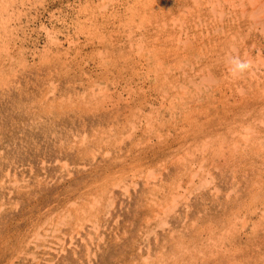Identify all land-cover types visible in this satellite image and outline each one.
Listing matches in <instances>:
<instances>
[{
	"label": "rangeland",
	"instance_id": "rangeland-1",
	"mask_svg": "<svg viewBox=\"0 0 264 264\" xmlns=\"http://www.w3.org/2000/svg\"><path fill=\"white\" fill-rule=\"evenodd\" d=\"M184 1L0 0V264H264V33L229 2ZM154 26L165 30L161 41H155ZM178 39L193 42V48L179 46L170 55ZM231 41L233 54L244 60L246 52L253 60L232 78L223 58ZM157 50L171 61L186 53L181 60L190 73L195 70L188 63L195 64L197 54L205 65L217 62L216 71L229 76L223 96L216 97L221 121L229 125L217 124V116L206 124L199 114L188 124L181 101L175 111L168 109L178 89L166 97L157 92ZM160 65L181 73L177 61ZM239 84L246 89L242 96ZM242 98L246 110L233 124L234 104ZM229 128H235L233 145H247L241 141L248 138L262 147L248 144L245 155L234 152L229 169L215 157L220 165L209 166L211 176L195 168L206 151L200 149L203 141L209 139L212 149L221 135L225 148L232 142ZM178 167L192 178L178 192L186 191L193 205L185 217L179 198L166 217L160 208L172 205L169 189ZM207 177H215L217 195L210 194ZM103 183L109 197L91 207ZM232 188L244 193L230 202L225 194ZM90 210L96 218L88 217ZM163 217L167 223L161 226Z\"/></svg>",
	"mask_w": 264,
	"mask_h": 264
},
{
	"label": "bare ground",
	"instance_id": "bare-ground-1",
	"mask_svg": "<svg viewBox=\"0 0 264 264\" xmlns=\"http://www.w3.org/2000/svg\"><path fill=\"white\" fill-rule=\"evenodd\" d=\"M216 1V0H215ZM224 1H226V2H229L228 3V6H230V7H232V10H234V11H238L239 10V12H240V14L242 13L243 14V16L246 14V15H248V17H249V19H250V21H249V23H250V26H252V25H254V26H256L255 24H257L258 26H260V28H258V29H260L259 30V32L260 33H264V0H247V1H245V0H224ZM183 2H186V1H184L183 0ZM223 2V1H222ZM1 3H3V2H1ZM114 3V2H113ZM195 5H198L199 4V2H197L196 0H195ZM198 3V4H197ZM184 4V3H183ZM215 2H214V6H215ZM150 5V4H149ZM212 5H213V2H212ZM211 5V6H212ZM218 5V4H217ZM2 6V4H0V7ZM203 6V5H202ZM219 6V5H218ZM236 7H238V8H236ZM197 9V8H196ZM201 9V8H200ZM165 11V10H164ZM231 11V10H230ZM166 12V11H165ZM211 12H212V9H211ZM220 13H221V11H219ZM198 14V13H197ZM213 14V13H212ZM241 14V15H242ZM160 15V14H159ZM157 16V17H155V18H159L160 16ZM161 15H162V18H164V16H166V14H162L161 13ZM194 15V14H193ZM233 15V14H232ZM240 15V16H241ZM102 16V15H101ZM169 17V16H168ZM171 17V16H170ZM169 17V18H170ZM214 18V17H213ZM174 19V18H173ZM197 19H198V17H197ZM219 19V18H218ZM156 20V19H155ZM158 20L159 19H157V23H158ZM194 20V19H193ZM149 21V20H148ZM176 21H178V19L176 20ZM151 22V21H150ZM171 23V22H170ZM173 23H175L174 22V20H173ZM173 23H172V25H173ZM177 23V22H176ZM137 24H138V22H137ZM151 24L153 25V22H151ZM197 24L199 25L200 24V22L199 21H197ZM165 25V24H164ZM186 25V24H185ZM157 26V25H156ZM156 26H154V34L153 35H155V41L157 40L158 41V39H159V37H160V35H163L164 34V32H165V30H163L162 32H163V34H162V32H160V30L157 32V31H155V27ZM160 26V25H159ZM188 26V25H187ZM195 26V25H194ZM200 26V25H199ZM145 28H146V24H145V26H144ZM165 27V26H164ZM179 27H180V25H179ZM182 27V26H181ZM183 27H184V25H183ZM153 28V27H152ZM174 28H175V26H174ZM185 28V27H184ZM183 28V29H184ZM196 28H199V27H196ZM201 28V27H200ZM149 29V28H148ZM160 29V28H159ZM165 29H166V27H165ZM186 29V28H185ZM216 29V28H215ZM255 29V28H254ZM156 30H158V28L156 29ZM170 30V29H169ZM174 30V29H173ZM180 31V30H179ZM258 31V30H257ZM47 32V31H46ZM152 32V31H151ZM156 32V33H155ZM167 32V31H166ZM170 31H168V33H169ZM172 32V31H171ZM170 32V33H171ZM175 32H178L177 30L175 31ZM187 32V31H186ZM185 32V33H186ZM216 32V31H215ZM173 33V32H172ZM207 33V32H206ZM176 34V33H175ZM174 34V35H175ZM180 34V33H179ZM182 35H183V33H181ZM152 35V36H153ZM166 35V34H165ZM164 35V36H165ZM185 35V34H184ZM167 36V35H166ZM165 36V37H166ZM173 36V35H172ZM171 36V37H172ZM178 36V35H177ZM193 36H194V34H193ZM164 37V38H165ZM174 37V36H173ZM180 37H181V35H180ZM185 37V36H184ZM188 37V36H187ZM168 38H169V36H168ZM189 38V37H188ZM206 38V37H205ZM204 38V39H205ZM166 39V38H165ZM164 39V41H166ZM170 39V38H169ZM175 39V38H174ZM173 39V40H174ZM187 39V38H186ZM203 39V38H202ZM207 39H209V38H207ZM160 41H161V39H159ZM168 40V39H167ZM171 40V39H170ZM169 40V41H170ZM193 40V39H192ZM159 41V42H160ZM174 42V41H173ZM180 42V44L181 45H178V43ZM200 42V41H199ZM198 42V43H199ZM225 42V41H224ZM163 43V42H162ZM161 43V44H162ZM172 43V42H171ZM193 42H188V41H186V40H180V39H178L177 40V42H176V45L174 44V49H173V51L171 52V54L170 55H173L174 54V52H176L177 51V49L179 48V46H181L182 47V50L181 51H184V50H186V49H188V48H190V47H192L193 48V46L191 45ZM204 43V42H203ZM208 43V42H207ZM210 43V42H209ZM214 42H212V44H213ZM226 43H229V41H226ZM133 44V43H132ZM160 44V43H159ZM167 44V43H166ZM212 44H211V46H212ZM215 44V43H214ZM219 44H221L220 42H219ZM173 45V44H172ZM202 45V44H201ZM167 46V45H166ZM175 46H176V48H175ZM215 46H216V44H215ZM225 46V45H224ZM155 47H156V49H157V47L159 48L160 46H157V45H155ZM171 47V46H170ZM208 47V46H207ZM222 47V46H221ZM227 47V46H226ZM229 51L227 50L226 51V54L224 55V62H225V64L227 65L228 64V66L230 65V66H232V64H231V59H232V57H235L236 56V54H233L234 52H235V48H234V45H233V43H232V41H231V43H230V45H229ZM141 47H139V49H140ZM201 49H202V47H200ZM204 48H205V46H204ZM163 49V48H162ZM166 49V48H165ZM201 49H199V51L201 50ZM224 49V48H223ZM161 50V49H160ZM168 50V49H167ZM214 50V49H213ZM150 51V50H149ZM163 51V50H162ZM202 51V50H201ZM140 52V51H139ZM180 52V51H179ZM237 52V51H236ZM157 57L155 58V59H157V60H155V62H154V64L156 65V67L157 68H155V71L154 72H157L155 75H153V77L156 79V78H160L159 80H160V86L159 87H157L158 85V83H157V81H159V80H156V81H154V83L156 84L155 86L158 88V91L157 92H159L162 96H170V90H172V89H175V93H173L174 94V97L175 98H177V100H173V101H171L170 102V99H169V97H168V101L170 102L169 103V108L168 109H171V110H173V111H175V108H176V104H177V101H181L180 103H179V105H180V107H181V109L183 110V116H184V119H187L186 121H187V123L188 124H190L191 123V120H194V118L196 117V115L197 114H199L201 117H203V118H207V119H205L204 120V123H206V124H209L210 125V123L212 122V121H214V119L213 118H215L216 116H217V118H215L216 119V123L217 124H219V125H222V124H225L224 122L225 121H221V117L219 116L220 115V112H219V106L221 105L220 104V101H219V99L218 98H216V97H218L217 96V93H219L220 94V96H223V93L225 92V91H223V85H222V82H224V79L226 78V76H227V79L226 80H229V76H228V74L227 73H225L224 71H221V72H218V71H216V70H218V69H216L214 66L216 65V63H214L215 65L213 66V63H211V62H208V64H209V66L208 65H205L204 64V62H205V60L204 59H202L203 58V55L202 54H197V61H196V63L194 64V63H188V67H189V69L191 70V71H193V70H195V72L194 73H190V72H187L186 71V69H185V66L187 65L185 62H183L181 59L182 58H184V60H186V58L188 57L187 55H186V53H183V54H181L180 56H173L172 57V61H171V59H168V60H166L164 57H166L165 55H161V53H159V50H157ZM210 53H211V51H210ZM209 53V54H210ZM233 54V55H232ZM152 55V54H151ZM207 55V54H206ZM212 56V55H211ZM244 56H245V58L247 59V60H251L252 62H253V60H252V58H250L249 57V55L245 52V54H244ZM138 58V57H137ZM210 58V57H209ZM153 59V58H152ZM195 59V58H194ZM213 59V58H212ZM221 60V59H220ZM243 60V59H242ZM258 60H261V58H259L258 57ZM174 61H177L178 62V66H177V68H179V69H177V70H180V75L178 74L177 75V73H176V67L174 66V68H173V66L172 67H170V66H168V67H164V68H161L160 66V64L161 63H164L165 65H166V63H173ZM189 61H192V60H189ZM204 61V62H203ZM210 61H212V60H210ZM261 62V61H260ZM261 63H263V62H261ZM196 64H197V67L195 68V66H196ZM176 65V64H175ZM219 65V64H218ZM255 65V64H254ZM263 65H264V63H263ZM224 66V65H223ZM222 65H221V67H223ZM217 67V66H216ZM221 67H220V69H221ZM219 68V67H218ZM53 70H55V69H53ZM229 70L230 69H228V72H229ZM115 73V72H114ZM148 73V72H147ZM232 74V76H230L231 78L234 76V75H236V74H234V73H232L231 71L229 72V74ZM50 74V73H49ZM254 74V73H253ZM181 75L183 76V77H181ZM87 76V75H86ZM144 77V76H143ZM152 77V78H153ZM257 77V76H256ZM154 79V80H155ZM143 81V80H142ZM182 81H184L183 83H181ZM93 83H95V82H93ZM225 83V82H224ZM113 84V83H112ZM151 84V83H150ZM153 84V83H152ZM114 85V84H113ZM130 85V84H129ZM139 86V85H138ZM154 86V87H155ZM226 86V85H225ZM228 86H230V84H228ZM130 87H132V86H130ZM153 87V88H154ZM156 87H155V89H156ZM237 91H238V96H242L244 93H245V91L244 90H246V89H244L243 88V86H242V84H239V85H237ZM154 89V90H155ZM120 90V89H119ZM235 90V89H234ZM66 91V90H65ZM102 91V90H101ZM101 91H99V92H101ZM113 91V90H112ZM130 91H132V90H130ZM156 91V90H155ZM237 91H236V93H237ZM158 93V94H159ZM177 93H178V97L176 96L177 95ZM111 94V93H110ZM129 94V93H128ZM172 94V95H173ZM57 96V95H56ZM131 97V96H130ZM165 97H163V98H165ZM161 98V97H160ZM163 100V99H162ZM167 100V99H166ZM241 101V102H240ZM240 101H237L234 105H235V107H233V113H232V115L230 116V118H237V116L239 115V117L241 116V114H242V112H243V108H245V110H246V106H247V100H244L243 98L242 99H240ZM128 102V101H127ZM158 102V101H157ZM164 102V101H163ZM167 102V101H166ZM161 104H162V102H160ZM241 103V104H240ZM166 104V103H165ZM214 104V105H213ZM253 105V104H252ZM229 106V105H228ZM231 106H233V105H231ZM242 106V109L241 110H239L240 109V107ZM214 109V113H212V115H210L209 116V110L210 109ZM213 109H212V111H213ZM159 113V112H158ZM199 116V117H200ZM215 116V117H214ZM210 117V118H209ZM173 118V117H172ZM175 118V117H174ZM188 119H190V120H188ZM213 119V120H212ZM225 119V118H224ZM235 119L234 120H232V122H233V124L234 123H236V121H235ZM229 120V119H228ZM235 121V122H234ZM240 121V120H239ZM244 121H246V120H244ZM261 121V120H260ZM241 122V124H242V121H240ZM245 123V122H244ZM243 123V124H244ZM262 123V122H261ZM186 124V123H185ZM202 124V123H201ZM148 125V124H147ZM194 125H195V122H194ZM227 125H229V124H225L224 126H227ZM236 125V124H235ZM245 125H247V124H245ZM192 127H194V126H192ZM205 127V126H204ZM241 127V126H240ZM245 127V126H244ZM200 128H201V126H200ZM246 128V127H245ZM186 129V128H185ZM235 129V128H234ZM234 129L233 128H229L228 130H227V132H228V134L230 135V133L232 134V133H234L233 131H234ZM202 130H203V128H202ZM250 131V130H249ZM243 132V131H242ZM242 132H240L241 134H242ZM236 133H237V131H236ZM245 133V132H244ZM244 133H243V136H244ZM249 133V132H248ZM247 133V135H246V133H245V135L246 136H248L249 134ZM251 133V132H250ZM205 134V133H204ZM257 134V133H256ZM228 135V136H229ZM218 137L215 139H213L214 141L215 140H217V142H215V144H217V145H212L211 147H213L212 149H207V147H208V144L209 145H211L212 143L211 142H209L208 140L209 139H207V140H204L203 142H206V143H204V144H202V148H200V149H204V148H206V151H203V152H205V154L203 155V153H202V162L200 161L199 163H198V166H196L195 168H197L198 170H201V171H203V173H205V174H208V175H210V167L209 166H211V167H213V166H215L216 164H215V160H214V158L215 157H218L219 159L218 160H220V163H221V165L222 164H226V166H227V169H229L228 168V162L230 161V159L232 160V155H233V153L234 152H236V151H238L239 153V155L242 153L243 155H245L246 153H247V150H246V146L248 145V144H251V145H253L251 148H256V149H259V148H261L262 147V143L260 142V143H258V144H253L252 142H248V138H246V139H244L245 140V142H242L241 141V143H243V144H245V143H248L247 145L245 144V145H243V146H241V145H239L240 143H238V145L237 144H235V145H233V136H231L230 135V140H232V142H229L228 143V145L224 148L223 147V145H225V144H223L224 142V136L222 137L221 135L219 136V135H217ZM245 136V137H246ZM205 137V136H204ZM227 137V136H226ZM257 137V136H256ZM177 138V137H176ZM193 138V137H192ZM198 138V137H197ZM252 138V135L249 137V140ZM149 140V139H148ZM235 140V139H234ZM258 140V139H257ZM208 142V143H207ZM235 143V142H234ZM150 144V143H149ZM181 145V144H180ZM159 146V145H158ZM163 146V145H162ZM181 146H183V145H181ZM107 147V146H106ZM171 147V146H170ZM169 147V148H170ZM108 148V147H107ZM181 148V147H180ZM205 150V149H204ZM191 151V150H190ZM127 152V151H126ZM193 152V151H192ZM213 153L212 154V157H210V158H208L207 159V161L206 162H209V163H207V164H205V162H203L204 160H205V156L207 155V154H210V153ZM131 153V152H130ZM153 155H155V154H153ZM157 155V154H156ZM199 155V154H198ZM166 156H167V154H166ZM181 156V155H180ZM162 157H164V156H162ZM241 157V159H244V157L243 156H240ZM149 158H150V156H149ZM153 158V157H152ZM156 158V157H155ZM166 158V157H165ZM195 158V157H194ZM193 158V159H194ZM189 159V158H188ZM151 160V159H150ZM195 160V159H194ZM217 162V161H216ZM245 161H243L242 163H244ZM146 164V163H145ZM191 164V163H190ZM219 164V163H218ZM194 165V164H193ZM197 165V164H196ZM220 165V164H219ZM218 165V166H219ZM242 165V164H241ZM183 166H184V163H183ZM218 166H215V168L216 169H219V167ZM223 166V165H222ZM140 167V166H139ZM167 167V166H166ZM194 167V166H193ZM241 168H243V166H240ZM186 168V167H185ZM200 168V169H199ZM214 168V167H213ZM214 168V169H215ZM262 168V167H261ZM122 169H123V167H122ZM178 169L179 170H177V175H176V177H174L175 178V181H174V183H173V185H172V187H171V189H169V196H170V199H171V201H170V203L172 204L171 206H169V207H166V208H163V207H161L160 208V210H162L163 212H164V215L166 216V217H168L169 215L167 214V213H169L170 211H169V209L171 210H175V207H177L178 206V203H177V200L179 199V198H182L183 200H184V205H183V211L185 212L184 213V215H185V217H188V215H187V212L189 211V210H191V208H192V203L190 202H188V196L186 195V191H184V193H179L178 192V188H182V186H181V183H182V181L186 178V179H189L188 177H189V175L187 176V177H184V176H182V175H180V173H178L179 171H180V167H178ZM110 170V169H109ZM186 169H184V171H185ZM221 170V169H220ZM119 171H121V169L119 170ZM141 171V170H140ZM257 171V170H256ZM153 171H151V173H152ZM187 172V171H186ZM220 172V171H219ZM235 172V171H234ZM110 174H111V172H109ZM112 173H114V172H112ZM150 173V174H151ZM245 173V172H244ZM108 174V173H107ZM115 174H116V172H115ZM150 174L149 175H147V177L148 176H150ZM153 174V176H156L155 175V173H152ZM185 174H187V173H185ZM191 174V173H190ZM192 174H194V173H192ZM114 175V174H113ZM132 175V174H131ZM133 176V175H132ZM138 176V175H137ZM152 176V177H153ZM205 176V175H204ZM211 176V175H210ZM220 176V175H219ZM136 177V176H135ZM151 177V176H150ZM152 177H151V179H152ZM161 177V176H160ZM156 178V177H155ZM162 178V177H161ZM180 178V179H179ZM208 178V177H207ZM206 178V183H207V181H208V183L209 184H212V187H211V189H210V191L211 192H213V193H210V194H213V195H217L219 192H221V189L219 188V185L218 184H216V183H213V181L215 180V177H211L210 178V181H209V178L207 179ZM220 178V181L221 182H223L224 183V181H223V179H224V176H223V172L221 173V176L219 177ZM116 179V178H115ZM205 179V178H204ZM118 180H120V179H118ZM156 180V179H155ZM162 179H160V181H161ZM194 180V179H193ZM217 180V179H216ZM132 181V180H131ZM134 181V180H133ZM147 181L148 182H146V183H144V185H143V187H144V191L146 192V189H148L149 188V180L147 179ZM199 181V180H198ZM154 182H156V181H154ZM188 182L189 183H191L192 182V178H190L189 180H188ZM194 182H195V180H194ZM203 182V181H202ZM233 182V181H232ZM118 183V182H117ZM204 183V182H203ZM207 183V184H208ZM202 184V183H201ZM246 184V183H245ZM103 185H104V183L100 186H98L99 187V191H102V195L100 196V197H98V198H93L94 200H92V205H91V207H93L94 205H100L101 203H100V201H99V199L101 200V197L102 196H104V195H106L104 192H103V189L104 188H102L103 187ZM156 185H158V184H156ZM170 185V184H169ZM195 185V184H194ZM199 185H200V183H199ZM204 185V184H203ZM206 185V184H205ZM118 186V185H117ZM171 186V185H170ZM255 186H256V188L257 189H260V191H262V182H260V181H257L256 183H255ZM163 187V186H162ZM196 187V186H195ZM264 189V188H263ZM184 190V189H183ZM234 190L235 189H230V191H229V193L228 194H225L226 195V198H227V200L228 201H230V200H232V202L234 201V198H232V196L233 197H238V196H240L239 194H238V192L239 191H241V190H239V191H236V192H234ZM240 193H244L243 191H241ZM236 194H238V196H236ZM156 195V194H155ZM206 195V194H205ZM258 195V194H257ZM255 195L254 196V198L256 197H261L262 198V195L260 194V195ZM96 196H97V194H96ZM107 197H109V195H106ZM199 196V195H198ZM153 197V196H152ZM253 197V196H252ZM169 199V198H168ZM167 199V200H168ZM181 199V200H182ZM151 201H152V203H154V206H155V208L156 207H158L159 206V203L157 204V202H158V200L155 198V197H153V200L151 199ZM108 202H110V200H108ZM231 202V201H230ZM75 203H77V202H75ZM74 204V203H73ZM263 204V203H262ZM75 205V204H74ZM111 205V203H107V207L108 206H110ZM161 205V204H160ZM204 205V204H203ZM111 207V206H110ZM159 208V207H158ZM76 209H77V213H76V215L77 216H80L81 214H79V209H81L80 207H78L77 208V206H76ZM92 209V208H91ZM171 210V211H172ZM88 211V210H87ZM87 211H85V213L87 214ZM66 213V212H65ZM80 213H83L82 212V210H81V212ZM97 213V211H92V210H90L89 211V214H88V217H90V218H96V216H95V214ZM263 213V212H262ZM64 214V213H63ZM108 214V213H107ZM179 214V213H178ZM155 215H158L157 213L155 214ZM179 216V215H178ZM62 218H63V216H62ZM76 218V217H75ZM74 218V219H75ZM78 218V217H77ZM178 218L180 219V217H177V221H178ZM223 218V217H222ZM60 219H61V216H60ZM79 219H81V217H79ZM83 219V218H82ZM75 220H77V219H75ZM87 219H86V216H85V221H86ZM175 220V221H176ZM219 220V219H218ZM56 221V220H55ZM61 221H63V220H61ZM84 221V220H83ZM87 221H90V219L88 218V220ZM95 221H97V220H95ZM176 221V222H177ZM181 221H182V219H181ZM242 221H244V220H242ZM58 222V221H57ZM79 222V221H78ZM148 222V219H147V221H146V223ZM223 222V221H222ZM80 223H82V222H80ZM160 224H161V226H162V223H163V225H165L166 223H167V220L163 217V220L161 219V222H159ZM58 224H60V221L58 222ZM92 225H93V227L92 228H97V223H92ZM227 225H228V223H227ZM57 226V225H56ZM170 225H168V227H169ZM212 226V225H211ZM79 228H81V224H79V223H77L76 224V226H75V229H79ZM74 229V230H75ZM94 229V230H95ZM74 232V231H73ZM150 232L152 233V232H154L152 229L151 230H149V234H150ZM34 233V232H33ZM38 233V232H37ZM155 233V232H154ZM155 235V234H154ZM157 236V235H156ZM82 238V237H81ZM209 238H211V236H209ZM158 240V239H157ZM223 248V247H222ZM213 249H215V248H213ZM215 250H217V249H215ZM219 251H220V249H219ZM229 251V250H228ZM230 251H232V250H230ZM237 251V250H236ZM158 262V261H157Z\"/></svg>",
	"mask_w": 264,
	"mask_h": 264
},
{
	"label": "clouds",
	"instance_id": "clouds-1",
	"mask_svg": "<svg viewBox=\"0 0 264 264\" xmlns=\"http://www.w3.org/2000/svg\"><path fill=\"white\" fill-rule=\"evenodd\" d=\"M232 71L234 74L243 73L252 67V61L247 59H240L238 56L231 59Z\"/></svg>",
	"mask_w": 264,
	"mask_h": 264
}]
</instances>
